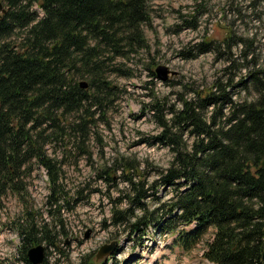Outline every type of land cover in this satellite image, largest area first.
I'll return each mask as SVG.
<instances>
[{
  "label": "trees",
  "instance_id": "obj_1",
  "mask_svg": "<svg viewBox=\"0 0 264 264\" xmlns=\"http://www.w3.org/2000/svg\"><path fill=\"white\" fill-rule=\"evenodd\" d=\"M149 1L4 0L0 208L7 194L18 200L27 195L25 178L33 165L48 176L50 210L64 197L56 158L48 149L59 143L67 152L75 142L80 154H90L85 143L117 99L118 88L110 76L130 77L122 59L147 47L143 25L149 19ZM82 80L85 88L80 87ZM230 85L198 90L194 100L182 99L167 119L159 117L160 130L153 138L169 149L172 159L149 186L141 171H131L132 160L120 163L117 169L130 191L125 198L130 207L115 212V217L126 221L132 233H144L155 224L186 251L205 241L204 234L212 229L202 252L205 259L263 264L264 68L252 67L243 82L251 99L233 100ZM162 105L157 102L152 109L161 111ZM223 106L229 109L226 115ZM97 172V177L111 181L116 165ZM159 188L170 190L171 197L162 201ZM147 199L158 205L148 210ZM24 213V220L16 217L14 228L23 244L21 260L31 264L27 247L45 240L54 245L59 232L48 222L38 225L34 211ZM41 264L49 263L44 259ZM78 264L95 263L84 258Z\"/></svg>",
  "mask_w": 264,
  "mask_h": 264
},
{
  "label": "rangeland",
  "instance_id": "obj_2",
  "mask_svg": "<svg viewBox=\"0 0 264 264\" xmlns=\"http://www.w3.org/2000/svg\"><path fill=\"white\" fill-rule=\"evenodd\" d=\"M33 9L42 15L39 8ZM148 10L143 25L147 47L122 59L130 77L110 76L118 88L117 99L85 143L90 154H80L75 142L67 152L59 143L48 149L56 158L64 197L50 210L48 176L33 165L25 178L27 195L20 200L12 194L2 198L0 264H25L14 228L16 217L24 220L25 211H34L38 225L48 222L59 232L54 245L38 242L45 246L49 264H78L84 258L95 264H211L202 252L212 229L204 234L205 241L186 251L155 224L144 233H132L126 221H117L115 212L130 207L125 199L130 191L117 167L124 159L132 160L131 171H141L149 186L172 159L169 149L153 138L160 130L159 117L167 119L182 99L194 100L196 91L230 83L227 91L233 100L252 98L243 82L252 67L264 68V0H151ZM159 65L168 69L165 80L155 73ZM157 102L163 104L161 111L152 109ZM221 112L228 114V107ZM105 165H116L111 181L97 177ZM157 194L162 201L172 195L161 188ZM145 202L148 210L158 205L153 199ZM113 243L110 255L96 257L102 246Z\"/></svg>",
  "mask_w": 264,
  "mask_h": 264
},
{
  "label": "water",
  "instance_id": "obj_3",
  "mask_svg": "<svg viewBox=\"0 0 264 264\" xmlns=\"http://www.w3.org/2000/svg\"><path fill=\"white\" fill-rule=\"evenodd\" d=\"M0 10H3V5L1 1H0ZM155 73L159 79L165 80L168 73V69L163 65H159L156 67ZM79 84L80 87L82 88H85L87 86V82L84 80L80 81ZM261 166L264 168V158L261 161ZM114 245L115 243H113V245H110L108 247L102 246L99 249L96 257H100V258L103 257V259L106 258L114 250ZM26 254L31 264H41L45 257V246L42 244L33 245L28 248ZM261 256H262V263L264 264V236H263V248H262Z\"/></svg>",
  "mask_w": 264,
  "mask_h": 264
}]
</instances>
